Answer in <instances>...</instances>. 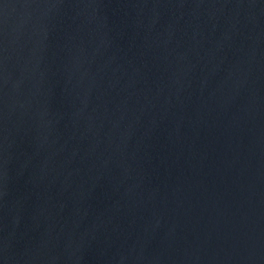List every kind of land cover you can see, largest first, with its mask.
Returning a JSON list of instances; mask_svg holds the SVG:
<instances>
[{"label":"water","instance_id":"95a60500","mask_svg":"<svg viewBox=\"0 0 264 264\" xmlns=\"http://www.w3.org/2000/svg\"><path fill=\"white\" fill-rule=\"evenodd\" d=\"M0 264H264V0H0Z\"/></svg>","mask_w":264,"mask_h":264}]
</instances>
